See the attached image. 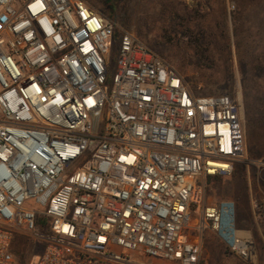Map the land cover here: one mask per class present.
Returning a JSON list of instances; mask_svg holds the SVG:
<instances>
[{
    "label": "built area",
    "instance_id": "1",
    "mask_svg": "<svg viewBox=\"0 0 264 264\" xmlns=\"http://www.w3.org/2000/svg\"><path fill=\"white\" fill-rule=\"evenodd\" d=\"M118 28L85 0H0V264L22 236L33 264H200L207 233L259 264L236 201L198 196L242 165L264 223L240 104Z\"/></svg>",
    "mask_w": 264,
    "mask_h": 264
},
{
    "label": "rangeland",
    "instance_id": "2",
    "mask_svg": "<svg viewBox=\"0 0 264 264\" xmlns=\"http://www.w3.org/2000/svg\"><path fill=\"white\" fill-rule=\"evenodd\" d=\"M98 12L129 30L155 54L175 66L200 95H227L242 109L248 156L264 159V0H85ZM115 62V58L113 60ZM251 170L253 195L260 191ZM264 179V173L261 174ZM247 171L239 165L231 177L208 178L201 203L234 200L239 225L251 229L264 264V223L254 221ZM261 229H260V228ZM200 264H241L225 257L209 233ZM19 264H33L44 247L27 237L14 245Z\"/></svg>",
    "mask_w": 264,
    "mask_h": 264
}]
</instances>
